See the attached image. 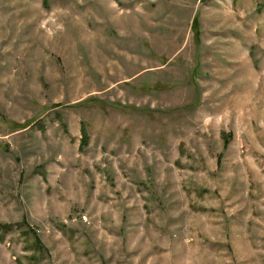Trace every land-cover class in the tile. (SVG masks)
<instances>
[{
	"label": "rangeland",
	"instance_id": "obj_1",
	"mask_svg": "<svg viewBox=\"0 0 264 264\" xmlns=\"http://www.w3.org/2000/svg\"><path fill=\"white\" fill-rule=\"evenodd\" d=\"M0 224V264H264V0H0Z\"/></svg>",
	"mask_w": 264,
	"mask_h": 264
},
{
	"label": "trees",
	"instance_id": "obj_2",
	"mask_svg": "<svg viewBox=\"0 0 264 264\" xmlns=\"http://www.w3.org/2000/svg\"><path fill=\"white\" fill-rule=\"evenodd\" d=\"M12 124L14 125L13 127H22V126H24V124L22 125L21 123H17V122H12ZM8 226H10V225H8V224H0V227L1 228H6V227H8Z\"/></svg>",
	"mask_w": 264,
	"mask_h": 264
}]
</instances>
